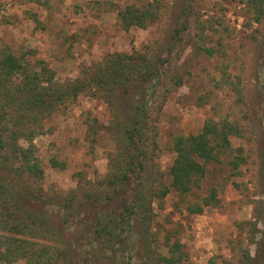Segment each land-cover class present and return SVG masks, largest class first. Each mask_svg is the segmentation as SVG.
Instances as JSON below:
<instances>
[{
    "label": "rangeland",
    "instance_id": "rangeland-1",
    "mask_svg": "<svg viewBox=\"0 0 264 264\" xmlns=\"http://www.w3.org/2000/svg\"><path fill=\"white\" fill-rule=\"evenodd\" d=\"M130 5H152L157 20L124 29L119 12ZM4 52L25 56L34 67L44 61L65 85L85 82L110 57L137 56L156 65L148 83L149 185L170 183L176 139L198 134L209 120L236 124L232 148L206 164L202 188L184 196L172 189L156 200L151 247L137 244L133 264H158L167 238L182 243L188 262L180 264H264V12L249 0H0ZM111 93L82 92L47 119L34 140L51 195L75 189L79 173L86 188L92 179L100 188L119 147L113 110L126 123L131 106L130 98L121 99L113 109ZM236 157L238 167L231 162ZM212 188L218 204L189 212L187 205Z\"/></svg>",
    "mask_w": 264,
    "mask_h": 264
},
{
    "label": "trees",
    "instance_id": "trees-1",
    "mask_svg": "<svg viewBox=\"0 0 264 264\" xmlns=\"http://www.w3.org/2000/svg\"><path fill=\"white\" fill-rule=\"evenodd\" d=\"M249 2L264 12V0ZM144 6L130 5L119 12L124 29L146 28L157 20L152 5ZM35 64L40 67L13 52L0 55V264L19 259L34 264H133L137 244L151 247L156 200L162 201L172 189L184 196L202 188L206 164L232 148L231 136L238 128L228 120H209L198 134L179 137L170 183L161 179L159 186L155 181L149 185L144 177L148 83L156 78V65L137 56L110 57L85 82L77 79L65 85L55 81L44 61ZM102 89L112 92L108 102L113 109L121 99H131L126 123L113 110L119 147L109 157V172L97 182L100 188H93L94 179L86 188L79 173L75 189L53 196L43 184L45 171L34 140L61 107L82 92ZM240 160L231 162L238 167ZM218 202V191L212 188L187 209L200 214ZM80 227L71 238L72 229ZM165 242L167 254L156 255L158 264L188 262L179 240Z\"/></svg>",
    "mask_w": 264,
    "mask_h": 264
},
{
    "label": "crops",
    "instance_id": "crops-1",
    "mask_svg": "<svg viewBox=\"0 0 264 264\" xmlns=\"http://www.w3.org/2000/svg\"><path fill=\"white\" fill-rule=\"evenodd\" d=\"M204 218H206L207 219V216H205ZM210 229H214L212 226L210 227ZM208 232V230L207 231H205V233H207Z\"/></svg>",
    "mask_w": 264,
    "mask_h": 264
}]
</instances>
